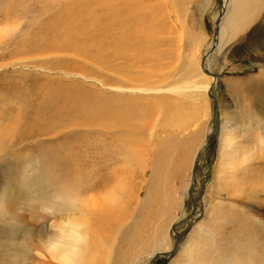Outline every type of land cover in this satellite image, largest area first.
<instances>
[{
	"label": "rangeland",
	"instance_id": "374dc122",
	"mask_svg": "<svg viewBox=\"0 0 264 264\" xmlns=\"http://www.w3.org/2000/svg\"><path fill=\"white\" fill-rule=\"evenodd\" d=\"M257 3L0 0V264L59 263L45 244L65 237L68 227H57L64 217L85 236L81 259L92 264H147L172 249L174 232L172 254L151 264H264V0ZM117 13L162 26L135 44L132 69L129 52L109 67L93 57L109 47L115 22L105 20ZM55 39L63 49L51 47ZM118 84L149 90L110 87ZM116 94L130 112H149L110 128L77 105ZM165 100L173 101L167 117H179L176 125L161 113ZM147 192L159 199L126 246L122 232L143 219ZM102 195L124 201L127 213L101 229L87 212L112 205Z\"/></svg>",
	"mask_w": 264,
	"mask_h": 264
},
{
	"label": "bare ground",
	"instance_id": "6f19581e",
	"mask_svg": "<svg viewBox=\"0 0 264 264\" xmlns=\"http://www.w3.org/2000/svg\"><path fill=\"white\" fill-rule=\"evenodd\" d=\"M226 0H223V5L225 3ZM260 0H256V3L259 2ZM234 0H232V4H233ZM258 4V3H257ZM83 7V6H82ZM78 8V7H77ZM80 8V7H79ZM127 9V8H126ZM80 10V9H79ZM221 12V11H220ZM224 13V12H223ZM113 18L112 20H105V21H111V23L115 22L112 28H114L113 32L114 34L113 37H111L110 40V44L109 47L107 48L106 46H100L99 48H95L94 50L97 51V53L94 54L93 57H98L99 55L103 58V60L100 58L101 63H105L104 66L105 67H109V64H111V60H114V58L116 59L118 56V52L123 51L125 52H129V55H127L128 57L125 58L126 60H129V62H131V69L133 67V64H135V58H137L136 56H132V51L134 50V46L136 43H139L140 41H145L151 37H153L156 32L161 31V27L156 23V20L154 19V17H148V16H144L142 18H135L132 14L129 15L127 13H117L113 14ZM222 15V14H221ZM220 15V16H221ZM104 18V17H103ZM95 19V18H94ZM221 19V18H220ZM104 21V20H103ZM102 21V22H103ZM113 21V22H112ZM100 24V23H99ZM103 25V24H102ZM63 27V26H62ZM104 27V26H103ZM219 27V26H218ZM111 28V29H112ZM92 30H94V32H100V34H105L104 32L105 30L101 29V26H93ZM108 31V30H107ZM80 33V34H79ZM77 34L78 38L83 37V33L79 32ZM86 33V32H85ZM89 34V33H87ZM87 34H85V36H87ZM110 34V33H109ZM224 34V33H223ZM223 34L220 37V39L223 38ZM94 35L92 33V41L89 40V38H85V48L83 49L84 51H86V53H83V55H87V57L89 58L90 56V50L91 49V44L93 42H95L94 39ZM116 36V37H115ZM61 38V37H60ZM65 38V37H64ZM132 38L134 40H132ZM64 40V39H62ZM61 40V41H62ZM66 40V39H65ZM149 43V42H148ZM61 42H58V39L53 40V43L51 45V47H55L57 49H63V47L61 46ZM139 45V44H138ZM65 46V45H64ZM71 46V45H70ZM147 46V45H146ZM59 47V48H58ZM90 47V48H89ZM94 47V46H93ZM136 49V48H135ZM140 49V48H139ZM138 49V50H139ZM89 50V51H87ZM111 51V53L109 54V51ZM136 52V51H135ZM121 54V53H120ZM126 54V53H125ZM112 57H111V56ZM139 56V55H138ZM123 57V54H122ZM140 58V57H139ZM91 59V58H90ZM95 59V58H94ZM118 59V58H117ZM98 60V58L96 59ZM97 63V62H96ZM99 63V62H98ZM130 64V63H128ZM129 67V65H127ZM127 68V67H126ZM118 70V69H117ZM123 72V70H122ZM121 72V73H122ZM120 73V72H119ZM118 74V73H117ZM129 76V75H128ZM144 77V76H143ZM215 78V77H213ZM128 79H131V81L134 79L132 78V74L128 77ZM112 89L114 90H123L125 87L118 85H111L110 86ZM205 87V88H204ZM209 85L206 84L203 86V88L206 90L208 89ZM210 88V87H209ZM127 90H142V91H148L149 89L147 88H140L137 89L134 86L132 87H127L125 88ZM156 90V89H155ZM159 91V90H157ZM105 96V95H104ZM101 99V98H99ZM160 97H157V99L154 101V103H157V101H160ZM125 100V101H124ZM113 102L116 105H113ZM112 103V104H111ZM125 104H127V106H125ZM129 102L128 99H124V98H120V96H117V94L113 97H109V98H104L100 101L96 100L95 98H91V99H83L79 101V104L81 107H83L85 110H87V112L92 116L91 119L89 120H95L98 123H101L103 125H105L106 127H110L113 128L114 125H120V126H128L127 124H129L130 122L127 121V119L129 117L132 116L133 117H141L143 115V117L145 116V112L148 113L149 111L147 109L142 108L139 109L140 112H130L131 109L128 108L129 106ZM158 105V104H157ZM149 107V106H147ZM123 109L126 110L123 112ZM154 110V109H153ZM161 111V110H160ZM144 112V113H143ZM173 112L175 113V107L173 104V101H167L165 100L163 102V111L161 113H163L165 115V119H166V123L168 122H174L175 123V118L179 119V117H175L174 116L172 118H170L173 114ZM127 113V114H125ZM131 113V115H130ZM172 113V114H171ZM167 114H170V117H167ZM163 115V116H164ZM142 117V118H143ZM13 120V119H12ZM162 120L164 121V119L162 118ZM177 122H180L179 120H177ZM165 123V122H164ZM168 123V124H170ZM171 125H173V123H171ZM9 127H11L10 125H8ZM9 127L6 128L8 131ZM1 128V127H0ZM4 129V130H6ZM3 132V131H2ZM15 131H10L9 133H14ZM0 146L3 144V140L0 138ZM129 153V151H128ZM157 179V178H156ZM158 182V181H157ZM154 187H156L154 185ZM155 190L151 189V192H154ZM165 193V192H164ZM171 193V192H170ZM108 195V194H107ZM107 195H102V197L104 199L107 198L108 201L111 202V204L113 205H109L106 204L105 206H97V207H92V210H89V212H87V214H89V216L92 218L93 220V224H96L97 226H100L101 229L105 227V225H109L110 224H106V222L112 223L111 220H118L121 218V216H124V212H126V210L124 211V206H125V202L122 200H118V199H114L111 196H107ZM170 195V194H169ZM101 197V198H102ZM163 197V196H162ZM95 198V197H94ZM99 198V197H97ZM157 195L154 196V194L152 195V193L150 194L149 192L146 193L144 200L141 202L140 205V210H141V216L143 217V219L141 220H137L136 223L131 222V224H129V227L127 229H125L122 233V239L125 240L126 239V246L132 244V240L134 239V237L136 236V234L138 233L141 234V230H140V225L143 226V223H145V219L148 216V213L151 211H149V205L148 203L153 201V199H156ZM172 198V197H171ZM159 199V197L157 198ZM98 200V199H97ZM100 200V199H99ZM118 200V201H117ZM163 200V199H162ZM93 201H95L93 199ZM115 203H114V202ZM117 201V202H116ZM100 202V201H99ZM102 202V201H101ZM159 202V200H158ZM152 203V202H151ZM150 203V204H151ZM162 203V201H161ZM165 203V202H164ZM93 204V203H92ZM102 204V203H101ZM97 205V204H95ZM99 205V204H98ZM161 205V204H160ZM164 205V204H163ZM99 207V208H98ZM151 207V206H150ZM157 207V206H156ZM162 207V205H161ZM160 207V208H161ZM84 208V207H83ZM59 210V209H58ZM83 213V212H82ZM85 213V212H84ZM127 213V212H126ZM85 215V214H84ZM128 215V214H127ZM89 218V217H88ZM113 218V219H112ZM66 217L62 218L59 220V224H58V228L62 231L63 233V229L67 226L68 231L65 234L59 235L58 237L60 239L63 238V240H60L58 238H55L53 241L45 244V248H47L46 250L49 252V257L59 261V263L57 264H88L92 261V258H85V259H81V255L84 251V247H85V236L83 238V235L81 232H79L78 230V226L74 223H72L69 219L65 220ZM126 220V219H125ZM76 221V219H75ZM19 223H22V221L18 220ZM79 222V221H78ZM122 222V221H121ZM62 223V224H61ZM66 223V224H65ZM118 223V222H117ZM133 223V224H132ZM120 224V222H119ZM140 224V225H139ZM54 225H56V223H54ZM66 225V226H64ZM84 225V224H83ZM88 225V224H87ZM85 227V226H84ZM88 227V226H87ZM114 227V226H113ZM80 228V227H79ZM143 228V227H142ZM85 229V228H84ZM88 229V228H87ZM91 229V228H90ZM110 228L108 227L107 230H109ZM89 230V229H88ZM111 230V229H110ZM109 230V232H110ZM86 231V230H85ZM91 232V231H90ZM85 233V232H84ZM98 233H95V235H97ZM117 234V232H116ZM72 235V236H71ZM74 235V236H73ZM94 235V234H93ZM76 236V237H75ZM89 237V236H88ZM93 237V236H92ZM100 238V235H97V240ZM146 238V237H145ZM92 239V238H90ZM157 240V239H156ZM91 241V240H89ZM94 241V240H93ZM24 245H28V243L25 242H21ZM44 243V242H42ZM93 243V242H92ZM91 243V244H92ZM166 244V241L162 238L158 241H156L155 243V248H160L162 246H164ZM30 245V244H29ZM93 245V244H92ZM35 246H37V248H41V244H35ZM31 247V246H30ZM87 247V246H86ZM29 248V246L27 247ZM89 249V248H88ZM92 250H96V247L94 246ZM90 251V252H91ZM125 250H123L124 252ZM122 252V251H121ZM154 252V251H153ZM158 252V251H157ZM155 253V252H154ZM125 254V253H124ZM84 255V254H83ZM120 255V254H119ZM123 255V253H122ZM90 256V255H89ZM95 256V255H94ZM194 256V255H192ZM17 257V256H15ZM92 257V256H91ZM119 257V256H118ZM122 257V256H121ZM125 257V256H124ZM200 257V256H198ZM120 258V257H119ZM194 258V257H193ZM117 258H115L116 260ZM100 260V259H99ZM94 261V259H93ZM127 261V260H126ZM196 261V260H195ZM42 264H44L46 262V260L40 261ZM100 262V261H99ZM46 263L48 264H52L51 261H47ZM128 263V262H127ZM92 264V262H91ZM101 264V263H100ZM118 264V263H117ZM186 264V263H185Z\"/></svg>",
	"mask_w": 264,
	"mask_h": 264
},
{
	"label": "water",
	"instance_id": "95a60500",
	"mask_svg": "<svg viewBox=\"0 0 264 264\" xmlns=\"http://www.w3.org/2000/svg\"><path fill=\"white\" fill-rule=\"evenodd\" d=\"M217 32H218V19L215 21L214 34L216 35ZM216 108H217V103H216V100L213 99L212 123H214V120H215V117H216ZM214 129H215V126H214V124H212L211 132H210V134H209V136L207 138V143L209 142L210 136L213 133ZM202 148H204V147H202ZM199 153H200V150L196 154V158H195V163L193 165V169H194V167L197 164V159H198ZM195 209H196V204L193 201L192 211H191V213L185 219H189L192 216V214L195 212ZM185 219H182L180 221V223L183 222ZM174 233H175V236H176V241L174 242V245H173L172 249L169 252L158 251V252L153 253L151 260L147 264H151L153 262V260H155L158 256H163V257L168 258L172 254V252L174 251V249L177 247L178 240H179V234L177 232H174Z\"/></svg>",
	"mask_w": 264,
	"mask_h": 264
}]
</instances>
